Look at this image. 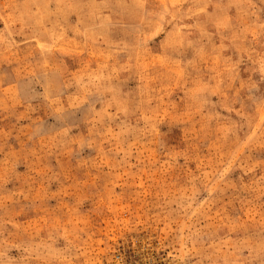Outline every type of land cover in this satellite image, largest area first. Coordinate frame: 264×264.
Here are the masks:
<instances>
[{"label": "rangeland", "instance_id": "1", "mask_svg": "<svg viewBox=\"0 0 264 264\" xmlns=\"http://www.w3.org/2000/svg\"><path fill=\"white\" fill-rule=\"evenodd\" d=\"M0 264H264V0H0Z\"/></svg>", "mask_w": 264, "mask_h": 264}]
</instances>
